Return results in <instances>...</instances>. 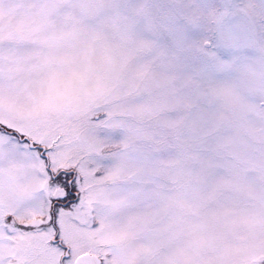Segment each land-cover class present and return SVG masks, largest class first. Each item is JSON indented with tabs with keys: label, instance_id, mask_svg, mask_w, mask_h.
Instances as JSON below:
<instances>
[{
	"label": "snow or ice",
	"instance_id": "6c2138e0",
	"mask_svg": "<svg viewBox=\"0 0 264 264\" xmlns=\"http://www.w3.org/2000/svg\"><path fill=\"white\" fill-rule=\"evenodd\" d=\"M112 12L120 23L121 47L101 42L95 31L77 42L78 28L55 0L29 12L22 27L3 26L9 38L31 39L36 48L26 58L0 57V152L29 160L45 183L33 189L8 178L11 195L0 197V264H152L150 246L131 247L140 226L122 219L129 205L161 195L155 181L145 186L156 162L150 146L132 142L137 132L131 119L154 110L145 92L161 68L182 77L183 95L194 96L198 87L227 79L254 44L264 45V0L173 3L158 15L146 5L132 11L116 6ZM141 22L143 31L137 28ZM145 47L153 50L150 60L137 56ZM25 60L33 78L21 89L12 78ZM255 76L264 80V59ZM76 103L87 107V124L75 132L57 127L55 121ZM73 140L88 152V170L62 166ZM89 204L94 220L81 226L71 246L63 243L75 213ZM17 215L31 222L14 221ZM241 220L249 230L213 257L181 254L175 264H264V216ZM49 233L38 248L33 237Z\"/></svg>",
	"mask_w": 264,
	"mask_h": 264
},
{
	"label": "rangeland",
	"instance_id": "374dc122",
	"mask_svg": "<svg viewBox=\"0 0 264 264\" xmlns=\"http://www.w3.org/2000/svg\"><path fill=\"white\" fill-rule=\"evenodd\" d=\"M44 0H0V57H28L36 48L31 39H11L4 25L22 27L28 13L36 12ZM78 28L77 42L86 41L92 32L101 42L121 47V29L112 10L119 6L129 11L146 5L154 15L173 3L196 0H55ZM216 4L227 0H213ZM57 28L63 26L58 19ZM143 31V23L137 25ZM149 39H156L145 33ZM160 37V43H164ZM151 47L137 56L152 59ZM245 58L231 69L227 79L215 87L200 86L194 96L182 93V77L163 68L157 71L152 87L145 94L153 97L154 110L131 119L137 134L133 143L150 146L156 171L147 178L146 187L158 185V197L131 204L124 221L129 218L140 226L131 241L132 248L150 246L154 250L152 264H175L181 255L213 257L222 246L245 234L249 226L241 217L264 216V80L255 76L264 59V45L256 43L244 53ZM33 74L28 61L13 75L21 89L30 87ZM165 88L172 91H165ZM19 118V113H13ZM88 121L87 107L76 103L69 113L55 121L62 130L75 132ZM103 135V133H102ZM111 144L106 142L104 151ZM92 161L82 144L72 141L62 166L88 170ZM42 171V169H41ZM0 197L11 195L8 178L27 183L33 189L45 183L31 170L23 156L9 158L0 152ZM229 211L227 214L225 210ZM14 221L31 222L24 215ZM94 220L92 205L75 213L72 232L62 242L71 246L73 237ZM50 233L33 237L43 248Z\"/></svg>",
	"mask_w": 264,
	"mask_h": 264
}]
</instances>
